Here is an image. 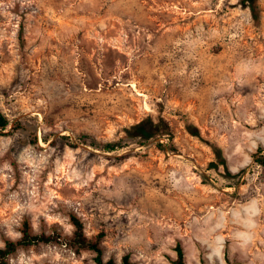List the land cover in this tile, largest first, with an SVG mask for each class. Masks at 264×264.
Here are the masks:
<instances>
[{
	"label": "rangeland",
	"instance_id": "1",
	"mask_svg": "<svg viewBox=\"0 0 264 264\" xmlns=\"http://www.w3.org/2000/svg\"><path fill=\"white\" fill-rule=\"evenodd\" d=\"M0 0L7 264H264V0ZM145 122L149 140L128 139ZM107 141H120L114 151ZM142 141V145L140 142Z\"/></svg>",
	"mask_w": 264,
	"mask_h": 264
},
{
	"label": "trees",
	"instance_id": "2",
	"mask_svg": "<svg viewBox=\"0 0 264 264\" xmlns=\"http://www.w3.org/2000/svg\"><path fill=\"white\" fill-rule=\"evenodd\" d=\"M246 2L247 8L250 10L252 18L257 21L259 12L258 7L256 4V0H244ZM9 121L7 117L0 111V136L4 135L5 131L9 127ZM129 136L127 135L128 139L132 140H149L153 137V135L157 132V129L152 125L150 127L145 124V122H140L138 124L133 125L130 130H127ZM140 145H142V141ZM121 143L120 141H107L101 145L102 150L111 152L120 148ZM259 153L258 158L256 159V163L258 165L264 166V154L260 155L261 150L257 151ZM72 223L74 225L73 236L70 239L71 247L75 248L76 250H89L95 253L94 262L95 264H117L112 260H108L104 262L102 260L101 249L99 247V243L97 240H90L87 239L83 233V226L79 222L78 219L72 217ZM56 238L53 236H47L45 234H33L31 232L30 227L28 224H24L23 228L21 229V237L16 241L8 240L5 242V245L0 248V264H7L8 257L13 254L18 248L20 247H29L37 244H48L55 241ZM177 253V261L175 264H185L184 262V253L180 245L176 246L175 249ZM120 264H131L128 261V257H123V260Z\"/></svg>",
	"mask_w": 264,
	"mask_h": 264
}]
</instances>
